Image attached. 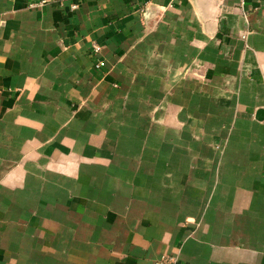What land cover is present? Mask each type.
I'll use <instances>...</instances> for the list:
<instances>
[{
    "label": "crops",
    "instance_id": "obj_1",
    "mask_svg": "<svg viewBox=\"0 0 264 264\" xmlns=\"http://www.w3.org/2000/svg\"><path fill=\"white\" fill-rule=\"evenodd\" d=\"M41 1L0 0V264H264V0Z\"/></svg>",
    "mask_w": 264,
    "mask_h": 264
},
{
    "label": "built area",
    "instance_id": "obj_2",
    "mask_svg": "<svg viewBox=\"0 0 264 264\" xmlns=\"http://www.w3.org/2000/svg\"><path fill=\"white\" fill-rule=\"evenodd\" d=\"M45 2H46L45 0H42L40 3L44 4ZM72 7L75 9L77 5H73ZM100 49L101 47L96 45L93 50V55L96 56L99 53ZM97 67H100V63H97ZM174 262L175 261L173 257L163 256L162 258L156 260L154 264H174Z\"/></svg>",
    "mask_w": 264,
    "mask_h": 264
}]
</instances>
